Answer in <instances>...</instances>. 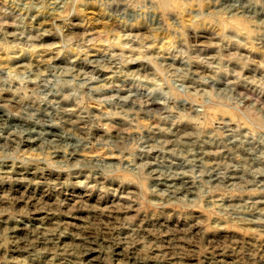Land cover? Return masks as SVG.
Wrapping results in <instances>:
<instances>
[{"label":"clouds","instance_id":"1","mask_svg":"<svg viewBox=\"0 0 264 264\" xmlns=\"http://www.w3.org/2000/svg\"><path fill=\"white\" fill-rule=\"evenodd\" d=\"M0 264H264V0H0Z\"/></svg>","mask_w":264,"mask_h":264},{"label":"rangeland","instance_id":"2","mask_svg":"<svg viewBox=\"0 0 264 264\" xmlns=\"http://www.w3.org/2000/svg\"><path fill=\"white\" fill-rule=\"evenodd\" d=\"M189 35H190V38H191V30L189 31ZM196 40H198L199 44H205V43H210L212 45H214L215 41L212 40V31L210 29H200L198 31V34L197 36L195 37ZM58 41L56 39H53L51 37H45L44 40H43V43L48 45V46H52L54 44H56ZM163 46V44L161 43V47ZM236 49L234 48L233 51H235ZM240 51H245L244 49H240ZM207 52L208 54H213L215 52V48L214 46L213 47H210L209 49H207ZM51 58V57H50ZM170 63H172L171 60H169ZM175 66L176 67H182V62L180 60H176L175 62ZM139 63L138 62H134V63H131L129 65V68L132 70V71H135L137 70V68L139 67ZM162 83V82H161ZM225 117V118H229L233 121H236L239 117H238V114L227 108V107H224L222 105H213V104H210L207 106V109H206V115H205V120L211 124L212 121H215L217 120L218 118L220 117ZM187 130V129H186ZM25 148L26 150L27 149H30L31 151L35 152L37 150V145L35 143H29V144H26L25 145ZM97 152H102L104 151L103 148H98L96 149ZM42 154V153H40ZM87 154V153H86ZM119 153H116V152H112V153H108V156L110 159H119ZM24 192V187H19L18 186V191H15L14 194H22ZM77 192H79V190H77ZM39 195L41 197H43L45 200H48V196L47 194L45 193L44 189L41 188L39 190H36L35 188L33 189H29L28 190V195L29 196H32V195ZM54 199V198H53ZM45 217H46V214L45 213H40L39 214V218L43 221L45 220ZM57 220H64L65 222H71V223H80L82 222L83 220V216H77V217H61V216H56L54 219H52L51 223H56ZM5 227H7V223H5L4 225ZM36 226H39V225H36ZM48 226H51V225H48Z\"/></svg>","mask_w":264,"mask_h":264}]
</instances>
